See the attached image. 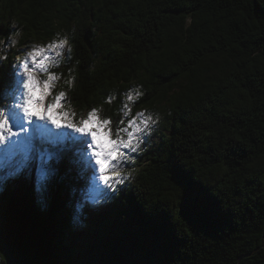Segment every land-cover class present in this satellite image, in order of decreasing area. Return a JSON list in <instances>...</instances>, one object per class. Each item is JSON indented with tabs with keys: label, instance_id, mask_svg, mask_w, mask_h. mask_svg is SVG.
<instances>
[{
	"label": "trees",
	"instance_id": "obj_1",
	"mask_svg": "<svg viewBox=\"0 0 264 264\" xmlns=\"http://www.w3.org/2000/svg\"><path fill=\"white\" fill-rule=\"evenodd\" d=\"M0 33V48L18 39L1 82L32 36L67 35L76 120L96 108L122 126L133 88L146 96L131 116H161L159 144L104 209L85 202L80 149L45 140L58 179L39 192L22 170L0 191L3 264H264V0H0Z\"/></svg>",
	"mask_w": 264,
	"mask_h": 264
},
{
	"label": "snow or ice",
	"instance_id": "obj_2",
	"mask_svg": "<svg viewBox=\"0 0 264 264\" xmlns=\"http://www.w3.org/2000/svg\"><path fill=\"white\" fill-rule=\"evenodd\" d=\"M10 43L15 45L16 41ZM66 44L65 38L58 37L47 45H33L23 61L14 65L10 82L7 85L0 82V98L11 100L7 107L0 105V145L8 144L9 150L13 152L21 145L30 146L33 141L31 134L24 135L23 139H12L20 137L21 133H28L29 127L34 133H47L49 136L53 135L47 128L49 124L57 129L70 130L74 134L70 139L80 147L93 173V183L85 202L95 204L102 199H109V190L116 192V186L132 176L131 171L123 170L124 162H134L131 153L141 150L145 137L151 135L158 117L154 119L150 113L144 112L131 116L130 103L142 95L139 88H135L128 91L127 100L121 106L123 118L119 124L122 126L113 129L111 118L101 117L100 110L96 108L88 111L86 118L74 120L75 112L64 108L66 93L60 91L52 95L60 75L49 72L50 67L58 66V57L62 55ZM53 50H56L54 54ZM2 59L6 57L0 58ZM40 73L46 74V79L38 78ZM66 83L71 85L72 81L68 80ZM112 99L110 96L107 102L111 103ZM125 149L128 151H124ZM170 163L174 178L177 183H182L186 174L175 160ZM19 171V167L7 174L0 171V183ZM47 179L48 174L45 172L39 179L38 190H44ZM83 206L79 205L80 208Z\"/></svg>",
	"mask_w": 264,
	"mask_h": 264
},
{
	"label": "rangeland",
	"instance_id": "obj_3",
	"mask_svg": "<svg viewBox=\"0 0 264 264\" xmlns=\"http://www.w3.org/2000/svg\"><path fill=\"white\" fill-rule=\"evenodd\" d=\"M65 38L67 40V44L64 46V49L62 50V55L58 57V66L56 67H50L49 72H54L60 75V79L56 81L55 87L52 90V95L57 94L60 91H64L66 93L67 102L64 105L65 110L71 109L72 112H75L74 120L77 119V111L73 107V103L71 102L68 94V90L64 89V83L67 85V89L73 90L75 88L76 84V76L75 73L77 71V65L78 63L74 59V46L72 44L71 36L67 35H57L55 39L57 38ZM54 39V40H55ZM15 40L16 43L18 39L11 38L7 42L1 41V44H4L3 47L0 48V58L6 57V59L9 57L10 49H13V46L10 42ZM52 42L51 40H47L46 37L42 38L41 41H38L36 38V35L32 38H30V44L27 47H24L20 49L21 56L14 60V62L11 65V69L9 71V75L6 77L5 82L3 81V84L7 85L11 78L13 73L14 65H17L23 61L28 51L32 49L33 45H47L48 43ZM15 43V44H16ZM70 49V51H69ZM10 50V51H9ZM56 50H53V54ZM13 52V51H12ZM6 59H2L4 62H6ZM0 60V66L3 65V61ZM100 62V59L97 60L96 65H98ZM66 70V77H63V73ZM38 78L40 79H46V74L40 73L38 75ZM71 80L72 83L69 85L66 83V81ZM1 82V81H0ZM135 89V88H133ZM139 92L142 93V95L139 96L138 99H134L133 102L130 103L131 107V113L134 111V107H136V103L142 96H146L144 92L139 88ZM127 99V97H126ZM11 103V100L9 98H0V105L3 107H7ZM103 110V109H102ZM144 113H150L153 118L158 117V121L155 125H153V131L150 136H146L144 143L141 145V150L138 152L131 153V156L134 158V162L132 161H126L124 162L123 170L124 171H131L132 176L126 180L123 184L117 185V191L111 192L110 191V198L109 199H102L98 204L100 208H106L108 205V202H113L115 198L121 196L124 193V188L126 186H129L131 182L133 181L136 173L138 170L142 168L147 163V157L146 155L151 152L152 149H155L156 146L160 142L161 135H158L157 133L160 132V119L161 116L157 113H154L153 111H139ZM101 117H103L102 111L100 112ZM83 118H86L83 117ZM123 118V113L121 112V119ZM130 118V117H129ZM120 119V120H121ZM127 119V118H125ZM43 123V122H38ZM113 128V124L111 125ZM47 128L51 131L53 134L52 136H49L47 133L44 135H41L39 133H34L33 130L29 127L28 133H21L20 137H13V140L17 139H23V136L26 134L33 135V141L32 144L28 147H24L23 145L19 146L14 152L9 150V145H0V171H2L4 174H7L8 172L14 171L17 167L20 168L19 173H22V170L29 171L32 175H34L36 179V185L39 186V179L45 172L48 174V179L45 182V188L44 190L48 189L50 185H52L56 179H58V174L56 173V169L54 168V160L57 158L58 153H56L54 150H47L43 147V142L47 140L51 147H54L58 149L61 146H66L67 143L74 144L78 149L80 147L73 143V141L70 139L71 135H74L70 132L68 129L60 128L57 129L53 125L49 124L47 125ZM16 130V129H14ZM162 134V132H161ZM44 139V140H43ZM147 150L148 153H147ZM128 151V150H124ZM79 155H82L81 149L79 150ZM91 169V168H90ZM56 173V174H55ZM17 175V174H16ZM10 176L7 180L8 183L11 182L12 188L16 184L15 176ZM91 179L93 180V173L91 169ZM7 180L3 183H0V191H7ZM103 185H101L102 187ZM40 192V190H39ZM112 199V200H110ZM6 213V206L3 204H0V247L3 249H7L9 252L8 254H11V248L13 247V242L10 240L8 235L5 232V217L4 214ZM5 225V226H4ZM2 254V253H1ZM0 254V264H3L5 262L4 258Z\"/></svg>",
	"mask_w": 264,
	"mask_h": 264
},
{
	"label": "water",
	"instance_id": "obj_4",
	"mask_svg": "<svg viewBox=\"0 0 264 264\" xmlns=\"http://www.w3.org/2000/svg\"><path fill=\"white\" fill-rule=\"evenodd\" d=\"M2 33H0V35H1ZM90 38H91V34L88 32L86 35H85V39H84V41H85V43L89 46V47H91V43L89 42L90 41ZM0 73H1V68H0Z\"/></svg>",
	"mask_w": 264,
	"mask_h": 264
},
{
	"label": "bare ground",
	"instance_id": "obj_5",
	"mask_svg": "<svg viewBox=\"0 0 264 264\" xmlns=\"http://www.w3.org/2000/svg\"><path fill=\"white\" fill-rule=\"evenodd\" d=\"M44 140V139H43ZM46 144V143H45ZM56 149V148H55Z\"/></svg>",
	"mask_w": 264,
	"mask_h": 264
}]
</instances>
